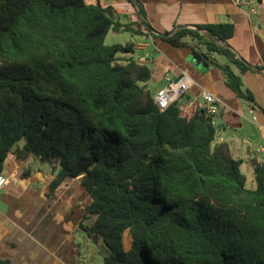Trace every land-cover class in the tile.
Returning <instances> with one entry per match:
<instances>
[{
    "label": "trees",
    "instance_id": "16d2710c",
    "mask_svg": "<svg viewBox=\"0 0 264 264\" xmlns=\"http://www.w3.org/2000/svg\"><path fill=\"white\" fill-rule=\"evenodd\" d=\"M139 16L124 22L85 0H0V173L13 153L49 164V197L77 178L90 196L79 228L100 237L103 264H264V159L249 161L248 188L197 98L158 107L149 65L118 56L133 44L105 43L109 32L142 34L141 23L153 30L141 6ZM233 31L179 26L162 39L195 38L193 57L253 102L232 69H253L227 44Z\"/></svg>",
    "mask_w": 264,
    "mask_h": 264
},
{
    "label": "crops",
    "instance_id": "0c3cea01",
    "mask_svg": "<svg viewBox=\"0 0 264 264\" xmlns=\"http://www.w3.org/2000/svg\"><path fill=\"white\" fill-rule=\"evenodd\" d=\"M85 1L112 6L124 22H139L141 6L143 19L160 33L173 32L179 26L233 24L227 44L253 69L241 73L236 67L232 69L239 75L242 88L252 94L253 102L236 96L220 69L193 57L189 45L197 48L195 38L187 37V46H173L141 23L142 34L129 32L132 38L127 42L133 44V51L120 58L149 65L152 75L147 87L152 90L165 84L166 75L173 80L186 75L189 87L180 99L183 104L187 97L198 99L203 91L212 93L220 107L211 118L215 143L226 144L231 155L242 160L241 169L245 166L252 172L249 161L264 159V0H137L136 5L133 0ZM213 57L219 63L226 62L221 54ZM28 160H18L9 153L4 161L2 174L7 182L0 190V257H8L12 264H82L88 258L78 251L73 236L81 230L86 205L76 209L72 201L76 192L83 189L88 193L80 183L79 187L72 184L77 178H66L49 197L52 169L46 176L40 172L34 175ZM75 213L78 217L74 222L70 216Z\"/></svg>",
    "mask_w": 264,
    "mask_h": 264
},
{
    "label": "rangeland",
    "instance_id": "374dc122",
    "mask_svg": "<svg viewBox=\"0 0 264 264\" xmlns=\"http://www.w3.org/2000/svg\"><path fill=\"white\" fill-rule=\"evenodd\" d=\"M132 38L131 34L127 31H122L120 33H112L109 32L105 38L106 44H113V43H125L129 41ZM129 54V53H127ZM125 55L124 53H118V56ZM149 83V82H148ZM150 84V83H149ZM184 101V100H183ZM28 166H30L31 173L34 175L37 174V172H40L44 176L50 174V166L47 162H43L38 158H31L26 163ZM242 171L246 175V186L248 188H254L255 183L253 181L252 172L249 168L242 166ZM39 187H42L43 182L39 181ZM73 185H76L77 187L80 186L78 179H74L72 182ZM83 190V189H82ZM80 190V192H76V195L74 197V202L72 201V204L74 208L78 209V206H85L88 204L90 198L85 193V191ZM69 201V200H68ZM0 204H1V198H0ZM72 213H69V215ZM71 219L75 222L77 220L76 213L70 216ZM91 219L85 220V223H90ZM125 244L127 246L128 241L127 238L125 239ZM73 242L77 246L78 251L86 255L88 260L83 262L82 264H103L102 257L104 255V247L101 246V240L100 237L97 234L92 235L91 237L87 236L84 231H76V234L73 236Z\"/></svg>",
    "mask_w": 264,
    "mask_h": 264
},
{
    "label": "built area",
    "instance_id": "2783aa9c",
    "mask_svg": "<svg viewBox=\"0 0 264 264\" xmlns=\"http://www.w3.org/2000/svg\"><path fill=\"white\" fill-rule=\"evenodd\" d=\"M243 0H236L237 3H241ZM251 3L254 0H250ZM252 13H255V8H251ZM256 27V26H254ZM165 84L156 90L154 95V101L158 107L163 110L170 103L182 97L189 87V79L186 75L173 80L168 75L165 77ZM198 106L206 111V113L212 118L220 110L218 99L210 92L203 91L198 97ZM264 137V133H263ZM7 182V178L4 174L0 173V190Z\"/></svg>",
    "mask_w": 264,
    "mask_h": 264
},
{
    "label": "water",
    "instance_id": "95a60500",
    "mask_svg": "<svg viewBox=\"0 0 264 264\" xmlns=\"http://www.w3.org/2000/svg\"><path fill=\"white\" fill-rule=\"evenodd\" d=\"M133 2H134V5L137 4V0H133ZM151 31L157 33V34H158L159 36H161V37H165V36H167L168 34L172 33V31L164 32V33H160V32L155 31V30H151ZM219 41H220V40H219ZM210 120H211V119H210Z\"/></svg>",
    "mask_w": 264,
    "mask_h": 264
}]
</instances>
